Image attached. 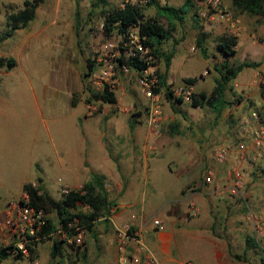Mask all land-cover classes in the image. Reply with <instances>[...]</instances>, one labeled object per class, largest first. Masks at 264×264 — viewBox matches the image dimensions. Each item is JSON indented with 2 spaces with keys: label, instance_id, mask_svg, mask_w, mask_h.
<instances>
[{
  "label": "rangeland",
  "instance_id": "rangeland-1",
  "mask_svg": "<svg viewBox=\"0 0 264 264\" xmlns=\"http://www.w3.org/2000/svg\"><path fill=\"white\" fill-rule=\"evenodd\" d=\"M22 1L0 0V33L7 28L6 16L19 11ZM129 1L103 0L98 3L96 0H44L26 28L15 31L10 38L0 43V58L13 61L11 68L0 66V128L15 130L16 149L19 148L20 140L27 138L25 143L30 145L31 152L44 150L54 156L55 138L65 142L66 137L79 128L96 133L111 126L107 124L109 119H113V133L125 138V115L135 125L136 117L139 116V125L146 127V102L140 98L134 76H121L120 94L115 100L118 103L113 105L92 99L91 93L94 91L88 84L86 62L92 63V70L101 47L107 40L117 37L115 32L108 35L103 33V16L107 11ZM155 2L175 9L181 8L186 13L181 23H173L169 38L160 44L161 51H172L173 56L165 75L167 89L160 90L162 119L155 136L167 145L168 150L158 160L162 163L169 161L173 174L187 169L190 174L202 179L207 171H211L212 191L217 180H221L225 185L218 184L217 189L222 188L229 196L232 195L228 192L227 173L234 167L238 168L243 185L238 194L233 196L232 209L228 207L225 215V220L232 225L227 238L228 259L231 264H264V261H260L264 260V143L260 150L249 146L253 131L259 127L264 129V100L258 92L259 85L264 84V16L239 14L233 10L229 0H221L232 21L237 22L239 33L234 36L223 24H212L194 17L196 10L191 0ZM139 7L143 9L144 18L154 20L164 29L167 27V21L158 15L153 5ZM198 33L206 35L203 43L206 60L195 47ZM219 37H234L235 43L231 46L235 51L233 55L225 57L218 52L216 40ZM243 61L259 65L242 69L229 82L224 92L227 104L219 117L216 118L206 105L193 107L191 100L184 98L186 92L210 93L213 79L217 77L214 67L218 68L223 62L235 66ZM155 71L160 74L164 72L162 60L155 63ZM189 78H196V82L189 85L183 81ZM79 80L84 102L95 107L90 118H83L82 103L74 108L69 106L70 89H74ZM164 92L170 93L169 100L163 96ZM129 104L135 106L133 112L117 109L118 105ZM241 143L245 146L242 152L238 150ZM221 146L230 148L229 155L225 162L215 163L213 150ZM168 151L169 154L166 153ZM36 156L40 160V154ZM181 176H177L179 180L186 179L184 175ZM50 185L56 191L62 182L56 181ZM20 195L21 191L15 188L6 199L7 203L17 200ZM78 211L83 212L82 209ZM53 219L55 221L54 215ZM58 229L60 225L57 220L55 231ZM245 236L251 237L254 242V246L246 250ZM52 240L59 239L52 235ZM62 252H65L63 256H67L65 262L64 259L55 258L49 264H83L85 260L80 257L82 250L78 251L79 255Z\"/></svg>",
  "mask_w": 264,
  "mask_h": 264
},
{
  "label": "crops",
  "instance_id": "crops-1",
  "mask_svg": "<svg viewBox=\"0 0 264 264\" xmlns=\"http://www.w3.org/2000/svg\"><path fill=\"white\" fill-rule=\"evenodd\" d=\"M193 8L195 10L194 5ZM82 91L79 80V84L70 89L69 106L74 108L82 103L85 119L90 117L85 115ZM119 94V91L114 93L115 100ZM75 95L78 97L74 98ZM125 116V138L113 133V119H109L107 124L111 126L96 133L79 128L72 131L65 142L55 138L54 156L44 150L31 152L30 145L25 143L27 138H22L16 149L15 130L0 128V241L12 239L7 226L6 199L15 188L22 193L24 185L39 178V185L51 198L58 200L62 197L61 187L77 190L93 173L102 177L112 207L107 218L93 221L91 230L85 234V249L80 254L85 259L83 264H119L114 229L123 225H130L137 231L145 249L137 253L135 242H129L124 254L134 260L127 264H231L227 238L232 225L225 220V215L228 207L232 209L234 197L222 188L217 189V185L223 186L224 182L217 180L212 191L210 185L202 184L201 179L187 169L173 174L169 161L158 160L165 156L167 145L139 125V116L135 115L138 126ZM38 153L40 160L36 156ZM178 175L186 179L179 180ZM56 181H61L62 186L54 191L50 183ZM76 209L89 212L87 206L80 204ZM46 216L55 226L56 214L49 212ZM153 220L159 221L163 229L157 230L152 225ZM52 241L50 235L36 242L28 258L15 257L11 253L0 256V264H49L55 258L65 262L67 256H63L65 252L62 251L79 255L78 251L61 244V255L50 258Z\"/></svg>",
  "mask_w": 264,
  "mask_h": 264
},
{
  "label": "trees",
  "instance_id": "trees-1",
  "mask_svg": "<svg viewBox=\"0 0 264 264\" xmlns=\"http://www.w3.org/2000/svg\"><path fill=\"white\" fill-rule=\"evenodd\" d=\"M96 1L99 3L103 0ZM43 2L44 0H23L22 8L19 11L6 16L5 21L7 28L4 32L0 33V43L10 38L15 31L26 28L28 23L33 20L35 10ZM229 2L233 10L239 14L264 16V0H229ZM147 5H153L158 15L165 18L167 21V27L165 29L155 23L154 20L144 18L142 7L129 5L127 3H124L122 7L107 11L103 16L101 27L105 35L113 32L117 35H121L130 25L136 22L139 23L140 33L145 37L144 44L149 48L154 57V65L159 60H162L164 64V72L162 74L156 72L157 88L155 92H159L162 89H167L165 75L173 56L172 51L167 53L161 51L160 44L169 38L173 23H181L186 13L181 8L175 9L167 5H158L155 0H150ZM194 17H196V14ZM205 37V34L198 33L195 39V47L204 60L207 59L206 48L203 45ZM234 43V37H219L216 40V49L225 57L231 56L235 52L231 49ZM127 65L132 69H142L144 67L143 63H137V61H129ZM258 65V63L243 61L235 66H228L223 62L218 68L214 67V70L217 72V77L213 79V87L210 93L208 95L203 92L191 94V106L201 107L206 105L212 110L216 118L219 117L227 104L224 99L226 86L236 78L242 69L256 68ZM0 66L11 68L13 67V61L0 58ZM86 67L89 74L91 72L92 63L87 61ZM183 81L186 84L193 85L196 82V78L184 79ZM258 92L260 98L264 100V84L259 85ZM163 96L166 100L171 98L169 92H164ZM91 98L108 104L115 102L114 94L105 89L91 93ZM176 101L180 102L181 100L176 99ZM71 104L73 105V101H71ZM128 126L130 129L132 128L131 123H129ZM39 183L40 179L37 178L35 182L24 185L22 191L27 192L29 195L28 204L32 207L42 209L45 215L44 226L40 232V240L50 236L55 231V226L46 216L49 212H54L56 214L61 229H64L68 222L76 219L78 223L83 226L85 231L91 230L93 221L99 218L105 220L109 215L112 203L108 200L101 176L91 173L89 181L85 182L77 190H69L66 195H63L58 200L51 198ZM77 204H80V206H87L89 212H79L78 209H76ZM61 244L62 241L60 240L52 241L49 253L50 258L61 255ZM253 246L254 242L251 237L245 236L244 250ZM10 250V247L1 248L0 256H5L10 253ZM31 250L32 249L29 248L30 254ZM14 256L20 257L19 255ZM230 256L232 258L236 257L235 255ZM260 261L263 262L264 260L260 259Z\"/></svg>",
  "mask_w": 264,
  "mask_h": 264
},
{
  "label": "built area",
  "instance_id": "built-area-1",
  "mask_svg": "<svg viewBox=\"0 0 264 264\" xmlns=\"http://www.w3.org/2000/svg\"><path fill=\"white\" fill-rule=\"evenodd\" d=\"M150 0H130L129 5L141 6L147 4ZM193 3L196 16L200 20H207L212 24H223L227 30L234 36L238 35L239 31L236 26V21H232L229 12L223 5L221 0H191ZM123 6V5H122ZM121 6V7H122ZM145 37L140 33L139 23L136 22L130 25L121 35H117L114 40H107L101 47L99 57L96 59L91 72L89 73L88 84L94 91L103 89L111 93H116L119 90L121 76L132 75L135 77L136 86L140 97L145 101L146 118L145 124L149 134L157 136L158 126L162 119L161 97L162 94L155 92L157 88V76L154 65V57L149 48L144 44ZM129 61H137L143 63L142 69L130 68L127 63ZM264 83V78L262 79ZM115 96V95H114ZM189 97V98H188ZM191 93L186 92L185 99H190ZM117 99V98H116ZM120 100V98H119ZM118 101L115 103L117 104ZM117 109L121 112L134 111L135 106L118 105ZM95 112L93 105L86 104L85 115L92 116ZM256 118L255 114H252ZM264 143V129L256 128L251 136L249 146L252 149L260 150ZM245 149L243 143L238 145V150L242 152ZM230 152L228 146L217 147L213 150L212 158L215 163H223L226 161ZM241 158V156L239 157ZM229 179L228 192L232 196H236L242 188V174L238 168L234 167L227 173ZM204 185L213 183L211 171H207L201 179ZM69 189L66 187L60 188V194L66 195ZM29 195L22 191L20 197L7 204V213L9 219L7 221L8 231L12 239L9 242L0 241V249L10 247V253L19 255L22 258L29 257V248L34 243L40 241V232L44 226L45 215L40 208H35L29 204ZM152 225L157 230H162L163 227L159 221L153 220ZM84 233L85 230L76 219L68 222L64 229H58L54 233L62 244L73 250L81 251L84 249ZM114 239L117 249L120 252L118 257L119 264H127L134 259L124 254V249L129 242H135L137 253L144 252L143 245L139 242L137 231L133 230L130 225H123L114 229ZM135 262V261H134ZM184 264H194L185 262Z\"/></svg>",
  "mask_w": 264,
  "mask_h": 264
}]
</instances>
